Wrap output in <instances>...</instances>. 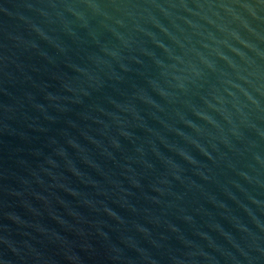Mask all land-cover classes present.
Returning a JSON list of instances; mask_svg holds the SVG:
<instances>
[{
  "label": "water",
  "instance_id": "obj_1",
  "mask_svg": "<svg viewBox=\"0 0 264 264\" xmlns=\"http://www.w3.org/2000/svg\"><path fill=\"white\" fill-rule=\"evenodd\" d=\"M0 264H264V0H0Z\"/></svg>",
  "mask_w": 264,
  "mask_h": 264
}]
</instances>
